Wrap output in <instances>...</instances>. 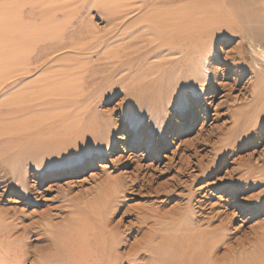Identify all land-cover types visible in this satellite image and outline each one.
Returning a JSON list of instances; mask_svg holds the SVG:
<instances>
[{
  "label": "rangeland",
  "instance_id": "374dc122",
  "mask_svg": "<svg viewBox=\"0 0 264 264\" xmlns=\"http://www.w3.org/2000/svg\"><path fill=\"white\" fill-rule=\"evenodd\" d=\"M7 1L0 0V39L7 30L14 29L15 38L22 41V49L20 63L14 66L4 65L6 57L0 52V133L14 126L22 128L26 117L32 116L34 142H45L49 137L46 125L58 110L40 125L35 120L41 114L24 110L9 119L7 112L16 108L17 103H24L17 102L18 96L49 82L58 89H66L67 99L58 104L68 105L67 119L77 125L74 131L86 125L102 132L89 146H83L87 153L80 151L53 161L56 165L47 166L57 169L66 165L64 176L46 181L38 189L39 173L27 166L26 183L34 193L26 197L27 201L0 184L1 219H16L15 223L20 226L43 220L57 230L55 226L63 227L69 215L66 205L72 207L91 201L99 191L102 194L100 183L108 175L118 181L116 187L120 191L107 202L108 211L113 210L107 216L109 228L118 227L125 236L128 230H137V217L145 213L153 219L157 211L172 212L176 197L184 198L179 203L184 204L185 209L187 195L196 191L198 195L192 202L194 217L200 215L197 201L204 202L206 214L213 209V215L219 213L222 214L220 219L226 218L227 233H235L239 239L245 237L256 245H247L243 250L231 244L235 239L229 236L232 239L228 241L236 252L229 264L258 248L257 245L264 246V212L251 216L247 211L253 203L260 205L264 201V182L259 181L261 173L244 177L251 167L264 173V129L255 135L254 148L241 146L232 156L227 149V138H230L227 131L233 125L230 114L248 111L254 85L264 91V75L260 77L259 70L254 69L240 32L244 26L264 27V0ZM170 5L195 8L198 22L203 18L197 28L199 42L195 46L197 55L193 69L203 74L202 78L206 77L205 82L189 81L181 55L172 46L175 38L158 23L154 26L147 21ZM172 52L176 54L169 55ZM173 57L174 64L170 62ZM160 105L164 109L153 114L157 125L150 130L148 112L155 113ZM206 110L208 120L203 115ZM190 113L196 115L189 118ZM10 120L16 121L14 126H9ZM17 121L21 127H17ZM136 129L143 131L139 142L149 139L155 146L158 142L164 141V144L157 147L156 153L153 149H143L141 142L132 144L129 137ZM95 143L104 151H97ZM89 159L91 167L84 165L68 171L75 162L84 164ZM135 178L138 180L134 185ZM122 185L126 187L124 192ZM230 187H233L232 192L239 190L235 197ZM45 211L49 218L41 220ZM124 213L128 216L124 217ZM216 226L218 221L201 228L210 230ZM42 227L25 238L22 229L15 230L13 237L18 238L22 252L18 264H40L42 257L52 252L48 238L42 235ZM136 235L130 234L128 245ZM124 250L119 253L128 257L125 255L128 248ZM128 258L119 264H147L146 259ZM3 260L6 258L0 257V261Z\"/></svg>",
  "mask_w": 264,
  "mask_h": 264
},
{
  "label": "bare ground",
  "instance_id": "6f19581e",
  "mask_svg": "<svg viewBox=\"0 0 264 264\" xmlns=\"http://www.w3.org/2000/svg\"><path fill=\"white\" fill-rule=\"evenodd\" d=\"M8 2L9 0L6 3ZM174 5L176 6V3ZM174 5H170L167 9L163 6L165 10L161 9L162 11L160 10V13L157 12V14L153 12L155 15L146 19L148 22L154 23V26H156L155 23H158L160 27L164 28L163 30L166 33L172 36L171 38H175L174 40L176 42L173 43L172 46L175 47L181 55V60L184 63L182 67L186 70L185 73L190 76L189 81L195 82L202 80V82H205V80L207 81L206 77L202 78L203 74L200 75L193 69V59L197 55L195 47L198 41L196 40L197 28L198 23H200L203 18H199L200 22H198V15L195 8L178 7L179 5L174 7ZM203 10H207V8ZM62 12L65 11L63 10ZM71 12H73V9ZM9 26L8 28L10 29ZM244 27L245 28H242L240 32L244 36V43L254 65V69H258V74L262 77L264 75V27L260 25H257V28L253 25ZM14 31V29L7 30L3 38L0 39V52L6 57L4 65L7 66L12 64L14 66L20 63L18 58L21 54L22 41L19 38H15ZM198 33H200V31ZM153 38L154 37H152V39ZM174 40L172 42H174ZM175 54L174 52L169 53V55L172 56ZM174 59L173 57V60L171 59L170 62H174ZM212 76H215V73H213ZM183 82H187V80H183ZM53 85L54 84L50 82L42 83V85L38 86L34 91L24 93L22 97L18 96L19 98L16 99L17 102L22 101L24 103L21 105L17 103L18 105H15L16 108H12V110L10 109L11 111L7 112V118L9 119L16 118L17 113H23L22 111L24 110L27 112H34L36 115L41 114L42 116H40L39 119H34L40 125L48 120V116L50 118L49 114L58 110V112H54L51 121L46 125V132L49 137L45 142H34L35 134H32V130L34 129V126L31 124L33 120L32 116L26 117L27 119L25 121L22 120L24 122H22V128L17 129H15L16 126H14L16 121L10 120L12 122H8L10 124L9 126L13 124L15 128L0 133V184H5V187L8 189L11 188L13 194L21 199L25 198V201L28 200L26 197L29 198L34 194L32 193L33 189L28 187L26 183L25 169L27 166L34 167L39 173L36 179L40 181L36 183V185L38 184V189L44 182L57 180L59 177L64 176L63 169H66V165H62L57 169L47 166L56 165V163L52 162L63 159L68 155H75L80 151H83L82 153H87L88 150L82 149L83 146H89L93 140H96V137H99L101 134L100 132H102L101 129L95 128L94 125H92L94 126L92 128L85 125L84 129H80L79 127L74 131L73 128L77 125L73 121L70 122L68 121L69 119H67L66 112H68V109L66 108L68 105L61 107L58 104V102L67 99L66 96H68V94L66 93V89H64V87H59L60 89H58ZM254 86L255 87L251 89V103L249 104L248 111L243 110V112L240 113L230 114L231 122H233L232 128L227 131L230 137L227 138V149L230 156L233 155L235 150L239 151L241 146H244V148L248 146L254 148L256 145L255 135L264 129V91L257 85ZM137 103H132V105H137ZM74 105L75 104L72 106ZM158 109L159 110L155 111V113L154 111H152L153 113L148 112V125H150V130L157 125L154 115L159 114L161 110L164 109V106L160 105ZM194 115H196V113H190L187 117L191 118ZM203 115L207 120L210 119L207 110L203 111ZM205 118L204 120H206ZM16 124L18 127L19 122ZM142 132L143 131L136 129L133 133L134 135L129 137L131 143L140 144L141 142L143 149H153L156 153L157 147L163 145L164 141L156 143V146L155 142L149 139H142L139 142L138 137ZM162 133L163 131L159 136H162ZM96 147H98L97 151H104V148L101 149V145L97 144ZM155 155L156 154H154V156ZM90 162L91 159H89L88 162L84 161V164L75 162L71 165L74 168L70 166L68 171L77 170L78 167L82 168L84 165L91 167L92 163ZM257 173H261L258 176V178H261L259 181L264 182V173L258 168L251 167V169L245 173L244 177L253 176ZM136 179L137 178L132 181L133 184ZM117 182V180H113L106 175L100 183V186H102L104 190L102 194H100L99 191L91 201H84L72 207H69L67 204L66 207L69 209V215L63 227L55 226L57 230H53L42 220V218H49L48 211L42 214L41 223L31 222L28 225L20 226L15 223L16 219L7 221L9 217L5 219L0 218V257L6 258V260L0 261V264H11V262L12 264L20 263L19 253L22 254V252L17 242L18 238L13 237L15 235V230H18V228L22 229L23 237L25 238V236L32 233L33 230L37 228L40 229L41 225L43 226L41 229L42 233H44L42 235L48 238L52 252L45 254L40 264H119L122 259L125 258V260H128V257L131 256L133 258H141L142 260L146 259L147 264H229V259L235 256L232 254L236 253L232 249V245H230L229 241L232 238H229V236H234L235 239L231 244L233 243L238 248L242 247L243 250L247 245L252 247L256 246L245 237L239 239L236 238L237 234L232 233V235H230L227 233L228 224H225L226 218L220 219L222 214L219 213L213 215V209H211L210 213L206 214L207 208L203 205L205 204L204 202L197 201L196 203L195 201L198 205L197 208L200 215L194 217L192 202L198 195L196 191L190 192L187 195V207L185 209H183L184 204L179 203L184 198L179 199L176 197L175 200L177 203L170 209L172 212L157 211L153 219L151 216L149 218L145 213L144 216L137 217V230H128V234L125 236V233L119 232L118 227L109 228L107 220V216L113 211L112 209L108 211L107 202L112 198L114 193L118 192L116 187ZM254 182L255 181H252V183ZM36 185H34V189H36ZM176 187L179 188L178 186ZM121 188L122 192L126 190L125 185H122ZM231 190H233V187H230L229 191ZM238 191L239 190H234V192L231 191L233 197L238 194ZM114 202L117 203V201H113V203ZM118 210L120 211V209H117V211ZM247 211L250 212L251 216L256 215L257 212H264V201L261 202L260 205L253 203L251 209ZM127 216L128 215L124 213V217ZM214 221H218V226L210 230L204 227L201 228L204 224L210 226ZM132 233H137V235L132 237L133 242L128 245V238L131 237L130 234ZM37 234L39 235L40 233ZM262 235L264 236V231ZM257 246L258 248H254L250 252H247L243 258L238 257L237 261L230 264H264V246H262V244ZM124 248V251H126V248L129 250L125 253L128 257L122 256L119 253V250ZM220 251H223L222 254H219Z\"/></svg>",
  "mask_w": 264,
  "mask_h": 264
}]
</instances>
